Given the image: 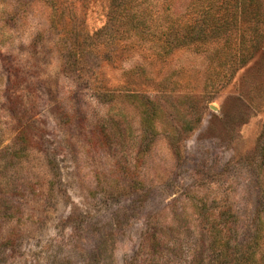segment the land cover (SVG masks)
<instances>
[{"label":"rangeland","instance_id":"1","mask_svg":"<svg viewBox=\"0 0 264 264\" xmlns=\"http://www.w3.org/2000/svg\"><path fill=\"white\" fill-rule=\"evenodd\" d=\"M108 4L0 0V264H191L218 216L264 231V0L168 50L162 8L202 3L141 0L138 35L98 31Z\"/></svg>","mask_w":264,"mask_h":264},{"label":"trees","instance_id":"2","mask_svg":"<svg viewBox=\"0 0 264 264\" xmlns=\"http://www.w3.org/2000/svg\"><path fill=\"white\" fill-rule=\"evenodd\" d=\"M140 1L141 0H109L108 9L105 15V23L100 29H98V31L101 30L102 32H106L109 30L110 33V30H114L116 33H119L120 28H123L125 25L127 29L133 30V35H138L140 33L139 27L137 26L138 16L134 13H132L133 15L129 13H131L133 8L137 10L136 6ZM194 1L202 3L203 6L199 14L197 9H192L194 17L191 19V26L173 22V15L170 13L169 6L162 8L163 18H169L170 20V23L167 25L168 31L160 33L163 49L167 48L166 50H168V48H173L176 45L184 44L188 41L187 44H189L194 38H197V40H195L196 43H210L218 38V34L224 24L229 26L234 18L235 21L237 20L235 14H237L238 10L231 9L230 15L228 14V7H234L236 0L235 3L229 0V4H222V0ZM51 17L52 19H55L58 15L52 14ZM197 23L198 25H196ZM192 26L193 30L196 28L194 33L184 32L188 31L189 27ZM173 29L175 32H172ZM256 33L255 30L252 31V34H250V40L252 43L256 40L254 44L257 45L260 37H257ZM112 34H114V32ZM177 34L180 36H177ZM113 39H115V36ZM245 43L246 39L242 41L241 47H244ZM69 48H71L69 49L70 51L73 49L72 47ZM236 58L237 57H234L232 60L236 61ZM241 61L243 62L244 60L241 59ZM17 150H19L18 147ZM207 230H209L208 234L210 238L206 247L208 255L204 258L205 245L202 240L201 243L203 244L201 247H197L196 252L192 257V261L190 262L191 264H264V256L260 257L256 251L260 239L264 236L263 222H257L256 227H254L252 240L247 244H242L236 241L235 238L232 239V235L236 231H234L235 229L232 227L231 222L221 219V216L215 218V221H213ZM156 246L157 239L155 237L152 248H155ZM231 251H235L233 258L230 255ZM155 253L156 249H148L146 256L150 257L152 262H156L157 260L160 261V257L158 258V256H155Z\"/></svg>","mask_w":264,"mask_h":264}]
</instances>
